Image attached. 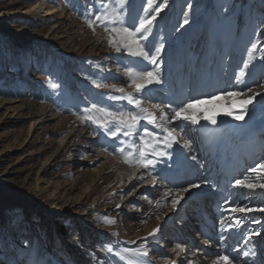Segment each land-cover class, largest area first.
Returning a JSON list of instances; mask_svg holds the SVG:
<instances>
[{
  "label": "rangeland",
  "instance_id": "374dc122",
  "mask_svg": "<svg viewBox=\"0 0 264 264\" xmlns=\"http://www.w3.org/2000/svg\"><path fill=\"white\" fill-rule=\"evenodd\" d=\"M40 3L66 11L60 27L11 19L0 22V103L17 102L15 106L24 107L18 112L0 107V264H66L67 260L52 250L55 222L63 241L79 246L88 237L101 246L111 243L128 247L135 246L132 241L140 244L147 238L148 258L152 259L159 255L157 247L168 248L169 238L160 232V239L150 237L146 224L166 219L171 203L161 194V183L153 187L152 196L143 193V179L136 183L134 178H120V169L115 167L120 156L111 152L104 163L113 161L114 171L94 183L100 155L96 150H101V144L94 145L91 137L104 133L82 117L83 109L92 103L127 105L126 101L107 99L109 95L135 93L134 87L128 86L125 69H150L155 65L140 62L139 57L128 56L123 50L117 53L109 44L108 33L101 27L93 31L88 26L85 16L94 10L92 0H0V13L25 11ZM145 9L147 0H128L126 24L138 25L140 19L146 18ZM157 9L148 40L141 41L148 48L163 45L158 59L162 83L157 86L166 87L167 67L175 58L181 60L182 50H191L189 59L193 65L194 60L203 58V71H199L204 82L212 73L223 76L227 86L232 85L231 91L252 88L246 95L217 99L226 110L235 104L252 107L253 103L244 105L242 101L256 93L260 95L255 98L264 95V87L260 86L264 84V0H155L147 18ZM253 44L257 45L255 50ZM244 63L248 68L241 77ZM195 70L192 68L189 79ZM97 82L108 87L97 88ZM51 83L59 87L53 89ZM113 85L123 88L124 93L116 92ZM212 108L216 107L211 103L202 104L194 112L203 115ZM45 109L59 118L32 133L31 124ZM166 113L171 117L170 110ZM184 124V132L177 130L174 135L188 133V144H193L198 128ZM90 126L97 129L96 133H90ZM100 140L108 151L118 146L111 138ZM66 181L76 182V190L57 199V187ZM89 185L95 189L84 205L81 196ZM156 201H160L159 206ZM103 215L116 223L106 225ZM172 254L167 251L162 258L167 255L170 259Z\"/></svg>",
  "mask_w": 264,
  "mask_h": 264
},
{
  "label": "snow or ice",
  "instance_id": "6c2138e0",
  "mask_svg": "<svg viewBox=\"0 0 264 264\" xmlns=\"http://www.w3.org/2000/svg\"><path fill=\"white\" fill-rule=\"evenodd\" d=\"M147 2L148 9H150L155 0H147ZM92 3L94 10L88 11L85 16L88 26L92 28L93 31H95L96 27H101L104 32L108 33L109 44L117 53L123 50L128 56L139 57L140 62L147 61L149 64L155 65V67L135 70L132 67L126 68L125 70L130 80L128 86L134 87L138 95L134 96L131 93H124L123 88H116L115 85H113L116 92L124 94L109 95L107 99L117 103L126 101L127 105L124 107H117L115 103L111 105L92 103L90 107H85L83 109L84 115L82 120L86 122L90 121L92 125L102 129L107 138L114 140L118 146H114L110 154H118L122 162L127 164L130 168L136 167L145 169L146 174L151 178L153 187H155L158 179V174L156 173L158 165L171 160L172 153L169 149H172L174 145H179L181 140H183V136L179 134L174 135V133H177V130H179V132H184L185 124H174V122L181 121L189 122L193 125L199 124V120L195 118L193 112L196 107L203 104L205 100L197 98L177 106L150 103L148 93L153 90L150 86L160 85L162 83L158 59L163 45L148 48L147 44H142L141 41L148 40V35L151 31L150 26L152 25V21L156 19L159 9H157L156 14L152 15L150 18H147L148 9H145L146 18L140 19L138 25H129L126 24L124 19L128 0H92ZM96 3L99 4L98 8H95ZM184 23L187 24L188 20L185 19ZM252 48L255 50L257 45L253 44ZM261 59H264V56H262ZM247 68L248 64L244 63L239 76H245V69ZM95 86L97 88L108 87L107 84L99 82H97ZM260 86L264 87V84ZM50 87L57 89L59 84L51 83ZM146 89L148 90L147 92L145 91ZM251 91L252 88L248 86L246 89L229 91L225 94L228 96L246 95L247 92ZM256 95L260 94L256 93L253 97L242 101V103L244 105L251 104ZM215 99H217V97H211V100ZM261 100H264V96H261ZM147 104H150V107L145 106ZM165 108L170 109L171 119H169V113L165 112ZM157 113H159V116H157ZM201 118L208 119L207 117ZM234 119L243 120L244 115H236ZM141 121H145V123L142 124ZM209 123L216 125L217 122L215 119H211ZM149 125L152 126L151 130L149 129ZM169 125L173 126L169 127ZM183 147H188L187 140L183 141ZM104 150L108 151V148L105 147ZM191 158L195 159V157ZM251 171L264 173V161L258 162L251 168ZM140 179H144V175H141ZM247 180V176L236 179L231 187L247 190H255L257 187L264 189V183L257 185L256 183H248L246 182ZM201 183L208 184L210 181H195L186 186L176 188L175 198L171 200L173 208L183 199L181 195L182 192L188 191L189 188H198ZM168 194L169 192H165V197H167ZM242 194L247 196L250 193ZM144 198L146 200L148 199L147 197ZM148 202L152 203L151 200ZM156 203L158 206L160 205V201H156ZM228 203L231 206L225 207L224 210L229 213H234L236 211L241 213L245 211L253 212L257 210L255 206L245 207L235 202ZM117 207H119V205H117ZM258 210L264 212V205H261ZM156 219H159V215H156ZM241 219L242 218H237L235 223L239 224ZM102 220L108 226L116 223L114 219L109 218L107 215H103ZM144 222L146 223L147 221ZM160 231L161 229L157 227L150 235L155 236L156 233ZM259 234L258 231L254 233V235ZM113 235L118 236L119 233H113ZM223 238L224 237H221V239ZM146 241L147 238L140 244H136L135 241H132L131 243L136 245L135 247H128L125 245L113 246L111 243L103 245L102 247L108 254L117 258L114 262H109V264H121V262H123V264H140L138 258H146L149 255ZM177 249L180 252H184V247L180 243H177L173 250L175 251ZM233 251H236V249H233ZM242 255L247 257L249 252L244 251ZM97 264H105V261H98ZM213 264H240V260L238 257L230 258L226 253H217Z\"/></svg>",
  "mask_w": 264,
  "mask_h": 264
},
{
  "label": "bare ground",
  "instance_id": "6f19581e",
  "mask_svg": "<svg viewBox=\"0 0 264 264\" xmlns=\"http://www.w3.org/2000/svg\"><path fill=\"white\" fill-rule=\"evenodd\" d=\"M66 17V11H61L60 9H52L50 6L48 5H43V4H36L35 6L31 7L28 10L25 11H15V12H3L0 13V22L2 21H7L8 19L11 20H18V21H26L29 23H35V24H42V25H53L54 28H58L60 27L62 21L65 19ZM130 25V24H129ZM190 43L186 44L189 45ZM183 48H185L183 46ZM188 48V47H187ZM122 52V51H121ZM187 52H183L182 53V57L184 56V58H187L189 63V56L187 57V54H185ZM213 56L211 57V61L210 64L213 62ZM195 61V60H194ZM201 62V61H200ZM199 64V62L196 60L195 61V66H197ZM213 64V63H212ZM189 65V64H188ZM179 64L176 65V74L177 71H179L178 68ZM182 66H184L182 64ZM199 66V65H198ZM170 67V66H169ZM168 67V73L170 75H172L173 72H175V66L172 64L171 67ZM178 69V70H177ZM211 69V68H210ZM198 71V68H197ZM171 72V73H170ZM188 72H189V66H188ZM210 72V71H209ZM175 76V75H174ZM198 76V72L194 73V79L196 80ZM211 79V78H210ZM210 79H208L207 81H209V96L211 97L212 93L214 91H218L217 94H219L218 96L220 97L219 99L221 100H228L231 99V97L227 96L226 93V89H224V85L223 84H218L216 85V87L214 88V80H212V82H210ZM221 80H219L220 83ZM223 81V80H222ZM230 86H232L230 84ZM153 90L151 92L148 93L149 99H150V103H156L154 100L155 98H157V100H161V101H165V102H169L170 99L167 95V93H162L165 92V90H167L166 88L163 87H159L157 85H153L150 86ZM169 90V89H168ZM146 92L148 91L147 89L145 90ZM199 91L198 96L201 97V90H197L196 92ZM138 95L136 92L133 94ZM242 96V95H241ZM264 96V95H263ZM233 99V98H232ZM15 103L17 102H6V103H0V107L1 109H6L8 111L11 112H18L20 111L23 107V105H18L15 106ZM209 103V101H205L204 102ZM203 103V104H204ZM210 103L212 105H214L216 108H212L210 111H206L207 115H201L198 112H194L193 115L195 116V118L197 120H199V124H195V125H200L201 123L206 121V119H202L201 117H207V121L210 119V117L216 116L218 115V117H222L225 119H222L220 121V125L222 126V130L218 129V132L220 134H224L226 135V132L224 131V129H228V130H235L239 127H242L243 125L249 126L254 122H258V123H262L264 124V100H261V97H257L253 100V105L248 106L246 108H241L242 106L240 105H234L233 107V111L229 112L228 110H226V108H224V106L222 104H220L218 102L217 99L215 100H210ZM161 104V103H160ZM145 106L150 107V104H147ZM202 106V104L198 105V109ZM204 106V105H203ZM196 107V108H197ZM26 108V107H25ZM23 110V109H22ZM44 110V109H43ZM169 110L168 108H165V112ZM231 110V109H230ZM231 113V114H229ZM244 115V119L243 120H235L234 117L235 115ZM157 116H159V113H157ZM59 117H57V115H55L54 113H52L50 110H46L45 112L42 111L41 115L39 116V119L36 120L33 124H31V132H35L40 126L45 125L46 123H51L53 121H56ZM171 117H169L170 119ZM84 121V120H83ZM86 122V121H84ZM90 122V121H87ZM141 123H145V121H141ZM175 123H185V122H181V121H175ZM189 123V122H187ZM88 125V123L86 124ZM173 125H169V127H172ZM97 128V127H96ZM152 126L149 125V129H151ZM90 133L91 132H95L97 129H95V127H91L89 128ZM158 131V130H157ZM202 132L205 133L206 129L203 128ZM96 133V132H95ZM103 134V133H101ZM94 136H96L95 134L92 135L91 140L92 143L96 146H99L97 144H99L100 142V148L101 150H96V152L98 151L100 153L99 157L96 159V161H99V165L97 167V169L94 171V175H95V179H94V183H98L100 182L106 175H109L112 171H114V166L115 164H113L114 162L111 161L110 163L105 164V160L108 159L109 157V153L110 151H105L102 152V148H104V146L102 145V140H100V138H106V136L100 135L97 136V138H95ZM183 140H181L179 145H174L172 149H169V151L172 153V158L171 160L166 161L165 163H162L158 166H164L165 164H167L169 166V164H174L176 163L177 165L182 164L183 167L179 169V172H182L184 169H186V167L188 168L189 171L193 172L194 174H197L198 170L201 168H198L197 165V161L199 159H203L202 157V153L199 151V144H197L196 142H194L193 144H188V147H183V141L184 140H190L189 139V135L188 133L185 134L183 133ZM94 137V138H93ZM227 143H231L232 140L231 139H227L226 141ZM93 145V146H94ZM191 145V146H189ZM192 150V151H191ZM194 150V151H193ZM108 153V155H107ZM195 157V159L192 158H188L189 156ZM188 160L190 162H188ZM175 166V165H174ZM116 168L120 169V178L124 177V178H134V182L138 183L140 180V176L144 175V183H145V188L143 190V193L145 194H152L153 196V184L151 183V178L146 174V170L143 168H136V167H129L127 164L123 163L120 157V160L118 161V163L115 166ZM194 167H197L198 170L194 169ZM158 169V168H157ZM156 169V173L158 174V179L156 181V184H159L164 182L166 183V185L168 187H162V192L161 194L163 195V197H165L164 193L165 192H169V194L167 195V197H165L167 200H169V202L171 203V200L173 198H175V192H173V190H171V181H174L172 176H169L168 174H164L163 172H159ZM168 172H171L170 170H168ZM176 176L179 178L181 176H179L178 174H176ZM169 179V182H167ZM181 181V179L179 180V182ZM250 183H256L257 185L264 183V176L263 175H258L256 178L254 179H250L249 180ZM48 183V182H47ZM54 183L52 184L53 187ZM51 187V188H52ZM95 186H88L87 191L84 192L81 196L82 199V203L87 204L89 200V198L91 197V195L94 192V188ZM50 188V186H49ZM59 190L58 194L60 195L57 199L62 198L61 195H71L75 190H76V182H63L60 184V187H57V191ZM171 190V191H169ZM211 191L210 189L205 188L203 190V187L201 188H197V189H193L191 192L189 193H185L182 192L181 195L183 196V199L180 200V202L176 205L175 208H173L172 204H171V209L166 213L167 215L170 214V216L168 217L166 215V217H168L167 220H162L159 222H151L150 224H146L147 227V232H149V236L150 237H155V240L160 239V235H158V233H156L155 236H151L150 233H152L154 231V229H156L157 227H159L161 229L160 233L164 234V233H169L172 236V240H175V238H177L180 233L181 230H179V232H175V228H173L174 224H178V222H181L182 219L186 216L189 215L191 208L193 207V205L195 204L194 201V197L195 195H201L203 194L202 191ZM242 193H250L248 196L250 197V199H255L257 202H259V200L264 198V189H261L259 187H257L255 190H247V189H240ZM57 193V192H56ZM205 193V192H204ZM165 201L167 203V205H169L168 201ZM245 207H248L247 205H243ZM257 210L253 211V214H257L258 213V206L256 207ZM154 210H152L151 213H153ZM137 213V212H136ZM150 213V214H151ZM247 213L250 212H239L236 211L237 217H242V218H246L249 217L247 216ZM264 219V216H261ZM255 216L252 217V221H254ZM55 229L52 230V241L54 243H52V250L55 254L60 253V255L62 256V258L64 257V259H66L67 263L66 264H97L98 261H105V264H109V262H114V260L110 257V255L105 252L102 249V246L99 243H95L94 241H91V238L88 237V239H82V245H74V243H68V242H64V236L63 233L61 232H56V229L59 227L58 223L55 222ZM256 227V226H255ZM261 232L258 236H256L255 241L256 244L258 246V251H259V256L260 258H264V225H262L261 227ZM175 232V235H173L172 233ZM174 236V237H173ZM175 248L176 243L172 244ZM136 246V245H135ZM134 246V247H135ZM152 247H155L154 244H151ZM155 250H157V252L159 253V255L157 256H153V258L149 259L148 257L144 258H138L140 261V264H183L185 258L190 260L193 264H201L199 262L198 259V252H180L178 249L177 250H168L171 252H174L171 256L170 259H167V255L166 258L163 259L162 257H165V254H167V251L165 250L164 246H160L157 247ZM187 261V260H186Z\"/></svg>",
  "mask_w": 264,
  "mask_h": 264
}]
</instances>
